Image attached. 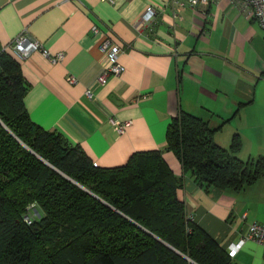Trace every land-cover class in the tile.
I'll use <instances>...</instances> for the list:
<instances>
[{
    "label": "crops",
    "instance_id": "crops-1",
    "mask_svg": "<svg viewBox=\"0 0 264 264\" xmlns=\"http://www.w3.org/2000/svg\"><path fill=\"white\" fill-rule=\"evenodd\" d=\"M148 7L157 16L136 30ZM21 35L64 59L52 64L40 51L19 58L9 47ZM106 38L122 50L121 72L101 85ZM0 48L29 85L23 102L31 122L94 167L118 168L136 153L160 151L182 181L176 195L186 217L227 253L250 224L264 225V177L238 192L206 191L165 150L168 126L183 112L207 122L224 150L236 138L239 160L264 158V32L228 0L193 9L167 0H0ZM230 259L264 264V249L245 241Z\"/></svg>",
    "mask_w": 264,
    "mask_h": 264
},
{
    "label": "trees",
    "instance_id": "trees-1",
    "mask_svg": "<svg viewBox=\"0 0 264 264\" xmlns=\"http://www.w3.org/2000/svg\"><path fill=\"white\" fill-rule=\"evenodd\" d=\"M19 63L0 48V264H230L177 198L183 184L160 151L102 169L31 122ZM207 122L179 113L166 148L206 191L238 192L264 177V158L241 161ZM34 205L38 219L24 217Z\"/></svg>",
    "mask_w": 264,
    "mask_h": 264
},
{
    "label": "built area",
    "instance_id": "built-area-1",
    "mask_svg": "<svg viewBox=\"0 0 264 264\" xmlns=\"http://www.w3.org/2000/svg\"><path fill=\"white\" fill-rule=\"evenodd\" d=\"M100 2H105L109 4H115L120 0H99ZM130 1V0H124ZM172 5L187 6L189 8H196L200 5H207L212 0H167ZM231 5L236 7L247 19L254 21L258 27L264 32V0H228ZM157 11L153 7H148L144 15L136 22V30L141 29L152 23L157 16ZM93 33H97V27H93ZM19 58L23 59L29 56L32 52L40 51L45 57H47L52 64L61 62L64 59L62 53L55 55H50L47 51L40 48L39 44L31 41L26 35H21L18 37L9 47ZM100 51L106 55L107 65L104 67L102 75L98 79V83L104 85L112 77H118L121 72V67L118 64V58L121 54V48L115 44L109 38H106L100 45ZM69 82L73 83L74 79L69 78ZM91 98V93L88 92L86 95ZM125 125H116L115 129L118 133H122ZM35 208L31 205L28 209ZM190 220V218H188ZM32 217H24V221L29 224ZM245 241H253L260 245L264 249V225L253 223L250 224L246 232L242 235L239 242L236 244H230L228 246V256L233 258L240 247L245 243Z\"/></svg>",
    "mask_w": 264,
    "mask_h": 264
},
{
    "label": "rangeland",
    "instance_id": "rangeland-1",
    "mask_svg": "<svg viewBox=\"0 0 264 264\" xmlns=\"http://www.w3.org/2000/svg\"><path fill=\"white\" fill-rule=\"evenodd\" d=\"M30 217H32V219H38L39 218V213L36 210V208L31 209L30 211Z\"/></svg>",
    "mask_w": 264,
    "mask_h": 264
}]
</instances>
